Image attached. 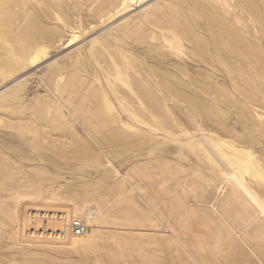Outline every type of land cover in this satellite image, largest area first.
Returning a JSON list of instances; mask_svg holds the SVG:
<instances>
[{"label": "rangeland", "instance_id": "374dc122", "mask_svg": "<svg viewBox=\"0 0 264 264\" xmlns=\"http://www.w3.org/2000/svg\"><path fill=\"white\" fill-rule=\"evenodd\" d=\"M263 16L264 0H0V174L19 192L0 182V204L26 216L0 212V264H264ZM70 203L105 216L94 246L71 243ZM68 212L66 239L44 216Z\"/></svg>", "mask_w": 264, "mask_h": 264}, {"label": "bare ground", "instance_id": "6f19581e", "mask_svg": "<svg viewBox=\"0 0 264 264\" xmlns=\"http://www.w3.org/2000/svg\"><path fill=\"white\" fill-rule=\"evenodd\" d=\"M19 1V0H18ZM160 2V1H159ZM158 3V2H157ZM154 5V4H153ZM104 8V5H100L99 7H98V12L100 13V12H103V9ZM146 10V9H145ZM22 12H25V11H22ZM25 14H27V13H25ZM14 16V15H13ZM23 16H24V13H23ZM16 17V16H15ZM26 15H25V17H23L24 19H26ZM264 17V16H263ZM130 18V17H129ZM13 19H14V17H13ZM174 22V25H175V27H177V24H178V20H174L173 21ZM124 23V22H123ZM127 23V22H126ZM20 26V25H19ZM27 26V25H26ZM11 27V26H10ZM21 27H22V25H21ZM17 28V27H16ZM178 28V27H177ZM22 29V28H21ZM10 29H7V31H9ZM14 31V30H13ZM6 32V31H5ZM12 32V31H11ZM9 34H10V32H8ZM8 33H6L7 34V36H8ZM15 33V32H14ZM13 33V34H14ZM22 33V32H21ZM5 34V35H6ZM24 34V33H23ZM4 36V35H3ZM7 36H6V38H7ZM11 36V35H10ZM16 38H17V36H15ZM31 37H32V35H31ZM16 38H14L15 40H16ZM18 40V39H17ZM27 40H28V38H27ZM225 41V40H224ZM12 42V41H11ZM17 42H19V41H17ZM23 42H24V40H23ZM22 41H21V43L22 44H24ZM35 42V41H34ZM26 43V47L24 48V50H25V57H24V59H25V63L27 64L28 63V65H29V63H31L32 61H33V56L34 55H32V52H31V50H33V44L31 45L30 44V40H28L27 42H25ZM14 44V43H13ZM16 44V43H15ZM231 44H233V43H231ZM17 45V44H16ZM35 45H36V43H35ZM227 45V44H226ZM235 45V44H234ZM21 46V45H20ZM33 48H32V47ZM38 46V45H37ZM229 50H231L232 51V53L233 52H241L240 50H239V48L237 47V46H233V45H228V46H226ZM21 48V47H20ZM202 50H205V48H206V46L205 45H203L202 47ZM23 49V48H22ZM43 49V48H42ZM39 50V49H38ZM264 54V53H263ZM46 67V66H45ZM34 71V70H33ZM23 75V74H22ZM144 77V76H143ZM19 79V78H18ZM235 79V78H234ZM148 80V79H147ZM16 81V80H15ZM10 82V81H9ZM149 82V81H148ZM19 84V83H18ZM140 84V83H139ZM163 86L165 87V89L167 90V92H168V96H173V97H181V98H185L190 104H191V106L195 109V111H197L198 113H201V114H207L208 115V113L210 114L211 113V111L209 110H207V108L205 107V106H202L201 104H200V102H197V100L195 99V98H192V97H187V96H184L182 93H181V91L180 90H178V89H174V88H171V87H168L166 84H163ZM236 86V85H235ZM15 87H16V85H15ZM140 88L143 90V96H144V98L146 99V102H147V104L149 105V106H153V108H160L161 107V104H160V101L157 99V98H155V93H154V91H152V90H146L144 87H143V85H141L140 86ZM12 89V88H11ZM158 92V91H157ZM159 94V93H158ZM161 95V94H160ZM158 97V96H157ZM162 99H163V97H162ZM167 99V98H166ZM164 100V99H163ZM162 101V100H161ZM162 103V102H161ZM209 109V108H208ZM211 109V108H210ZM207 110V111H206ZM212 110V109H211ZM213 112V111H212ZM212 115H213V113H211ZM120 115V114H119ZM206 115V116H207ZM227 128V127H226ZM89 137V136H88ZM207 145V144H206ZM232 149V148H231ZM235 150V149H234ZM213 153V157H214V155H215V153H214V151L212 152ZM211 153V154H212ZM216 157L217 158H219V156H217V154H216ZM220 160H221V158H219ZM218 159V161H219V163L221 162V163H224V162H222V160L220 161ZM217 160V159H216ZM228 160H231V157H229L228 158ZM248 163H250L251 161H248V160H246ZM253 162V161H252ZM225 164V163H224ZM247 165H249V164H247ZM222 166H224V165H222ZM226 167V166H225ZM253 167L256 169V173H254L253 175H255V176H260V177H262V176H264V172L262 171V170H260L258 167H257V165H255V164H253ZM227 168V167H226ZM229 170V169H228ZM227 170V171H228ZM1 173V172H0ZM3 173V172H2ZM10 173V172H9ZM9 173H3L2 175L0 174V182H2L1 183V186H2V188L3 189H6V192H7V195L8 196H10V197H12V196H15V195H17V193H19L18 192V189L17 190H12V188L13 187H11L10 188V185L9 184H6V182L5 181H3L5 178H6V175H8ZM228 173H230L229 171H228ZM234 173V172H233ZM231 174V173H230ZM233 175H235V174H231V175H229V176H232L231 178H228V180L230 179V181H228V182H230V184L232 183L233 185V187L236 189V191L237 192H241V197H239L238 196V198L237 199H239L240 201L242 200V208H243V210H245V213H247L248 215H247V217L248 218H250V217H252L253 216V211H255L254 209H252V206H254V205H250V204H248V203H246V202H248V201H246L245 202V200L243 201V198L245 199V197L243 196L242 197V195L244 194V192L245 193H247L249 190H247L248 188V186H247V184H245L244 183V181H243V179H241V177H237V175H235L234 177V180H231V179H233ZM237 177V178H236ZM227 179V178H226ZM19 181V180H18ZM22 182V181H21ZM17 183V182H16ZM15 183V184H16ZM35 183V182H34ZM38 183V182H37ZM20 185V184H19ZM18 186V185H17ZM15 187V186H14ZM220 187V186H219ZM260 187H261V185H260ZM263 187V186H262ZM39 188V187H38ZM39 190V189H38ZM224 190V189H223ZM247 190V191H246ZM242 191H243V194H242ZM2 192H3V190H2ZM34 193V192H33ZM40 193V192H39ZM38 193V194H39ZM250 193V192H249ZM249 193H248V197H250L249 196ZM20 194H21V192H20ZM251 194V193H250ZM25 195V194H24ZM35 195V194H34ZM245 195V194H244ZM247 195V194H246ZM27 196V195H26ZM25 196V197H26ZM36 196V195H35ZM33 197V196H31L32 198H34L33 199V201L35 200V198L36 197ZM3 197V196H2ZM25 197H24V199H25ZM29 197V196H28ZM31 197H29V199L28 200H30V198ZM251 197H253V199L251 198ZM251 201L252 200H254V201H256V202H258V200H257V197L255 196V195H251ZM39 198V197H38ZM247 198V197H246ZM256 200H255V199ZM14 199V198H13ZM20 199L22 200V198L20 197ZM37 199V198H36ZM19 200V199H18ZM26 200V199H25ZM32 200V199H31ZM247 200H249V199H247ZM20 201V200H19ZM25 202V201H24ZM26 202L28 203V201L26 200ZM35 202V201H34ZM34 202H32V204L34 203ZM43 202H44V200H43ZM22 203V202H21ZM40 203V202H39ZM251 203H253V202H251ZM2 204V203H1ZM1 204H0V212H2V214L3 215H5L6 216V218L7 219H9V220H11V221H15V222H17V223H19L20 221V223H22V222H24V219L26 218V216L24 215L25 213L24 212H21L20 213V207H19V204L18 205H16L15 207H11L10 206V208L11 209H3V207L1 206ZM4 204V203H3ZM24 204V203H23ZM68 204V203H67ZM71 204V203H70ZM25 205V204H24ZM31 205V204H30ZM34 205V204H33ZM72 205V207L74 208V210H75V212H76V214L78 215V217H80V218H83L85 221H87V223L89 224V226H90V229H89V231H84V233H82V234H77L73 229H72V227H71V225H70V227H71V229L74 231L73 233V235L71 234V239H72V242L71 243H73V241L75 242L74 243V245L77 243H80V244H78V245H81V243H85L86 244V246H94L95 244H96V240H95V238H93V235H92V233H93V231L95 230V229H97L96 227H99V224H100V221H102L103 219H104V215H103V213H101L102 211L100 210L99 212H95V211H93V212H85V213H81L80 211H78V207H77V205L75 206L73 203L71 204ZM258 205L260 206V207H257L256 205V207L257 208H263V210H264V204L263 203H259L258 202ZM5 207V206H4ZM7 207V206H6ZM255 208V207H254ZM239 209V208H238ZM259 209V210H260ZM23 210V209H22ZM71 210V209H70ZM83 210V209H82ZM67 211H69V210H67ZM237 211V210H236ZM235 211V212H236ZM239 211V210H238ZM257 211H258V209H257ZM72 212H73V210H72ZM241 212V211H240ZM93 213V215H91ZM240 214H242V213H240ZM237 215V214H236ZM235 215V216H236ZM245 215V214H244ZM34 217H35V219H38L37 220V222H35L36 223V225L35 224H33V227H31V228H33V230H31L30 229V231L28 232L29 233V236H32V237H30V238H26L27 239V241L29 242V239H30V241H31V238H36L37 239V230H38V225H40L41 226V224L40 223H42L41 221H43V219H42V217L43 216H39V215H34ZM76 217V216H75ZM239 217H240V215H239ZM238 217V218H239ZM70 218H71V213L70 212H68L67 213V215L65 216V217H63V218H61L60 219V221H56V220H53L52 221V223H48V220L45 218V216H44V220H46L47 221V225H48V227H49V225L50 226H52L51 228H52V230H53V232H55L56 231V228H61V230H62V233H58V235H60L61 237L62 236H64V238H66L67 239V237L69 238V234H68V228H69V226H68V228L66 227L70 222ZM233 218L235 219V217H234V215H233ZM245 218V217H244ZM6 219V220H7ZM35 219H33V221L35 220ZM74 219V218H73ZM107 219V218H106ZM247 219V218H246ZM259 219H261V218H259ZM258 219V221L255 223V230H256V232H257V237L258 238H260V240L264 243V220H259ZM31 220V219H30ZM104 221V220H103ZM106 221V220H105ZM243 221V220H242ZM242 221H240L241 223H243L244 224V222H242ZM27 223V222H26ZM34 223V222H33ZM25 224V223H24ZM18 225V224H17ZM27 225H29L28 223H27ZM34 225L36 226V227H34ZM45 225V224H44ZM46 225V226H47ZM19 226V225H18ZM31 226V225H30ZM19 228V227H18ZM21 229V228H20ZM19 229V230H20ZM25 229V228H24ZM44 229L45 230H43V231H41V232H39L41 235H40V237H48V236H51L52 235V232H50L49 230H47V228H45L44 227ZM19 230H17V233H18V231ZM22 230V229H21ZM71 230V231H72ZM48 231L50 232V233H48ZM64 233V234H63ZM70 233V232H69ZM25 234V233H24ZM18 235V234H17ZM23 235V234H22ZM39 235V234H38ZM36 236V237H35ZM21 237V236H20ZM99 237V236H98ZM97 237V238H98ZM17 238H18V236H17ZM22 238H25V237H22ZM22 238H20V239H22ZM36 239H35V241H36ZM44 239V238H43ZM48 239V238H47ZM23 240V239H22ZM25 240V239H24ZM37 240H39V239H37ZM65 240V239H64ZM21 241V240H20ZM26 241V240H25ZM42 241V240H41ZM46 241V240H45ZM66 241V240H65ZM69 241V240H68ZM24 242V241H23ZM67 242V241H66ZM261 242V243H262ZM69 243V242H68ZM28 244H30V243H28ZM45 249V248H44Z\"/></svg>", "mask_w": 264, "mask_h": 264}, {"label": "built area", "instance_id": "2783aa9c", "mask_svg": "<svg viewBox=\"0 0 264 264\" xmlns=\"http://www.w3.org/2000/svg\"><path fill=\"white\" fill-rule=\"evenodd\" d=\"M45 221V220H44ZM47 223V221H46ZM71 227L77 234H82L84 231H89L90 226L83 218L77 217L71 221ZM38 231V230H37Z\"/></svg>", "mask_w": 264, "mask_h": 264}]
</instances>
